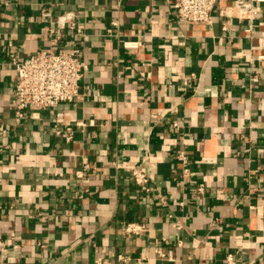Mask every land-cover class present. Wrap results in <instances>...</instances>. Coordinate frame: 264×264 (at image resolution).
I'll return each mask as SVG.
<instances>
[{"label":"crops","instance_id":"1","mask_svg":"<svg viewBox=\"0 0 264 264\" xmlns=\"http://www.w3.org/2000/svg\"><path fill=\"white\" fill-rule=\"evenodd\" d=\"M174 1L0 0V264H264V4L184 23ZM43 10L73 16L87 70L16 121L9 55L48 47Z\"/></svg>","mask_w":264,"mask_h":264},{"label":"built area","instance_id":"2","mask_svg":"<svg viewBox=\"0 0 264 264\" xmlns=\"http://www.w3.org/2000/svg\"><path fill=\"white\" fill-rule=\"evenodd\" d=\"M218 0H175L173 9L176 16L184 23H206L216 9ZM264 4V0H235L232 6L237 9L241 18L247 17V13L254 11L256 5ZM222 16L223 11L220 12ZM43 17L51 19L50 26L45 28V34L50 37L48 47L30 55L25 59H18L13 53L9 55V64L14 67L18 77V83L12 97V109L16 121L25 118L30 111L51 110L60 104L71 103L80 98L79 87L87 70L84 59V48L79 39L77 46L66 50L62 45L65 31H73L82 38V29L76 25L70 14L54 16L51 10H43ZM250 30H247L249 32ZM124 48H137L138 42L126 41ZM253 78L252 81H256ZM177 127V123L172 124ZM53 132L56 136H64L66 141L72 140L70 127H55ZM183 173H186L188 157L184 152L176 154ZM87 168V166H85ZM134 185L142 192L150 190V176L139 166L130 169ZM200 190V189H199ZM139 228L136 224H128L125 231L135 233ZM156 254L162 259H169L160 250ZM125 261V259H121ZM231 263V259H228ZM95 264H107L96 262Z\"/></svg>","mask_w":264,"mask_h":264}]
</instances>
